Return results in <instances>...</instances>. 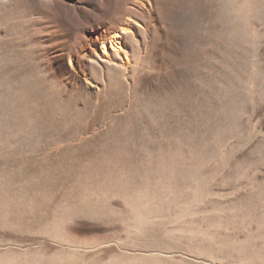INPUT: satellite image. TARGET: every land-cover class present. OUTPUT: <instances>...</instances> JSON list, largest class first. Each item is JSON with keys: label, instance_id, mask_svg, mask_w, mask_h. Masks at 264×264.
<instances>
[{"label": "rangeland", "instance_id": "374dc122", "mask_svg": "<svg viewBox=\"0 0 264 264\" xmlns=\"http://www.w3.org/2000/svg\"><path fill=\"white\" fill-rule=\"evenodd\" d=\"M137 104L163 122L106 137ZM92 181L138 215H62ZM261 184L264 0H0V264H264L227 225Z\"/></svg>", "mask_w": 264, "mask_h": 264}, {"label": "bare ground", "instance_id": "6f19581e", "mask_svg": "<svg viewBox=\"0 0 264 264\" xmlns=\"http://www.w3.org/2000/svg\"><path fill=\"white\" fill-rule=\"evenodd\" d=\"M132 105L134 106L135 105V100H134V98H133V103H132ZM131 105V106H132ZM110 110H112V108L111 107H108V115H109V113H110ZM134 113H135V117H134V122L136 123H132L133 125H134V127H138V128H136V129H129V130H126V128H127V124H126V122L124 121V120H122V119H118V121L111 127V129L108 131V135L106 136V137H108V138H112V139H118V140H120V139H123V140H127L129 143H131V141H136V140H141L142 141V139L147 135V132L144 130V123L145 122H150L151 124H152V126H154V128L156 127V124H160V123H162L163 122V118H164V116H161V115H157V114H152L150 111H148V113H143L141 110H139V104H137L135 107H134ZM111 116H113V115H111ZM131 138H134V139H131ZM134 146V145H133ZM133 146H131V147H133ZM168 153H162V154H160L159 155V157L158 158H156V159H160L161 160V162H158V163H156L155 164V166H162L163 168H166V169H168V167H169V159H168ZM140 158V157H139ZM138 158V159H139ZM143 157H141L140 159H142ZM155 159V160H156ZM138 163V162H137ZM136 163V164H137ZM120 165L121 164H117V162L116 161H110L108 164H106L105 166V169L104 170H107L108 171V169H109V171H108V174H110L111 172H112V176L114 177V178H116L119 174H120V176H121V172L120 173H118V171H119V168H120ZM126 166V168H130V169H132V168H134V167H132L133 165H132V162L130 161V160H128L127 159V164L125 165ZM138 166V165H137ZM136 166V167H137ZM135 167V168H136ZM160 171H162V169H160ZM94 172L95 173H97V172H99V171H97V170H94ZM188 174V173H187ZM165 178V177H164ZM164 180V179H163ZM166 181V180H165ZM164 181H162L161 183H163ZM205 182V181H204ZM94 183H96L95 181H92V182H89L87 185H86V187H85V189L83 190V192H82V194L81 195H79L77 198H79V204H85V205H87V206H91L92 204V207H91V209L90 210H83V209H77V210H75V208L78 206H81V205H77L76 207H74V208H72V209H70L68 212H64L63 210H62V215H65L67 218H74V217H78L79 215H85V216H88L89 214H92L93 216H95V217H101L102 219H103V221H105V222H107L108 223V215H110V216H119V217H129V216H127L128 214L129 215H138V210L137 209H134L131 213H129V211L128 210H126L124 213H114V212H112V211H110L109 209H108V207H104V206H101V204L100 205H98V204H96L94 201H92V202H89L88 200H95V199H97V201H99L100 202V193H99V191L97 190H92V188H94L93 186H92V184H94ZM113 183H117V181L116 180H114L113 181ZM160 184V183H159ZM163 184H166V183H163ZM199 184V183H198ZM162 185V184H161ZM264 184H261L260 186H259V188L260 187H262ZM165 187H166V185H165ZM96 188H98V187H96ZM102 188H104V187H102ZM170 189H172V188H170ZM169 189L168 188H165V190H164V192L165 193H168V192H170V191H168ZM99 193V194H98ZM171 193H172V191H171ZM170 193V194H171ZM258 194H257V196L259 195L260 196V199L262 200V203L260 204L261 206H262V208L264 207V187H263V189L262 190H259L258 192H257ZM248 196V195H247ZM204 197V196H203ZM253 197L251 196L250 198H248L247 200H242L240 203H244L243 205L244 206H242V208H243V212H244V214H243V217L244 218H242V219H238V218H233L232 220H229L228 222L229 223H227V221H226V223H227V225H230V226H232L235 230H234V232H240V231H248L249 229H246L247 227L245 226V224H250L251 226H254L255 227V231H257L258 233H260V234H263L262 236H263V238H264V212L263 211H260V209H259V207H260V205H256L255 203H252L251 202V199H252ZM96 201V200H95ZM77 207V208H78ZM219 207V206H218ZM217 207V208H218ZM220 209V208H219ZM58 210L59 211H61L60 210V208H58ZM217 211H218V209H217ZM217 211H213L214 213L213 214H211V217L210 218H207V221L205 222V223H207V222H210L211 224H212V230H213V232L215 233V232H218V231H221L222 230V226H223V220L224 219H221L219 216H220V214H218L217 213ZM207 212V210L205 209V213ZM239 215V214H238ZM207 216V215H206ZM208 219H211V220H208ZM203 220H204V218H203ZM64 222L65 221H63V226H64V228L66 227L65 225H67V224H65L64 225ZM67 228V227H66ZM68 229V228H67ZM175 236L174 235H172V239H171V242H172V240H173V238H174ZM164 238V237H163ZM161 239V238H159V241L158 242H155V244L156 243H163L165 240L164 239H166V238H164V239ZM179 238V237H178ZM183 238V237H182ZM175 239V238H174ZM184 239V238H183ZM247 241H245L244 239H242V242L241 243H239L237 246L238 247H240L243 251H245V252H249L252 256H256L255 254H254V248L256 249V250H260V248H264V242H260V243H258V244H256V246L252 243V241L250 240V237L249 236H247ZM176 240V239H175ZM176 242V241H175ZM154 243V242H153ZM173 243V242H172ZM171 243V244H172ZM175 245H177V244H175ZM257 253H259V252H257ZM62 258H64V257H62ZM125 259V260H124ZM124 259H118V260H116V261H114V264H124V262L125 261H127V263H128V261L129 262H133V261H135L134 259H136V258H124ZM127 259H129V260H127ZM148 259V258H147ZM257 260H264V255L263 256H260V257H258V258H256ZM70 261H71V259H69ZM123 260V261H122ZM142 260V259H141ZM149 260H150V262H152V264H153V260L151 259V258H149ZM148 260V261H149ZM152 260V261H151ZM155 260V259H154ZM156 260H159L158 258L156 259ZM72 261H73V259H72ZM137 261V260H136ZM143 261V260H142ZM144 261H146L145 259H144ZM144 261H143V264H144ZM113 263V262H112ZM111 263V264H112ZM126 263V262H125ZM138 263V262H137ZM146 263V262H145ZM134 264V263H133ZM148 264V263H147Z\"/></svg>", "mask_w": 264, "mask_h": 264}]
</instances>
